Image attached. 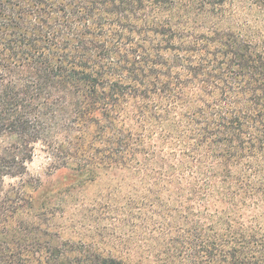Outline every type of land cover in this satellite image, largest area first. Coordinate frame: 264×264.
<instances>
[{
	"label": "trees",
	"instance_id": "obj_1",
	"mask_svg": "<svg viewBox=\"0 0 264 264\" xmlns=\"http://www.w3.org/2000/svg\"><path fill=\"white\" fill-rule=\"evenodd\" d=\"M38 145L145 190L159 264H264V0H0V264H125L15 252Z\"/></svg>",
	"mask_w": 264,
	"mask_h": 264
},
{
	"label": "rangeland",
	"instance_id": "obj_2",
	"mask_svg": "<svg viewBox=\"0 0 264 264\" xmlns=\"http://www.w3.org/2000/svg\"><path fill=\"white\" fill-rule=\"evenodd\" d=\"M54 167L44 147L38 145L26 164L23 181L5 179L6 185L25 186L37 200L25 211L28 217L38 218V225L33 226L37 229H27L34 243L15 252L55 254L50 248L57 247L70 254L73 246L71 254H106L125 264L160 263L165 256L161 254L164 225L156 218L157 211L147 205L150 195L145 190L131 191L127 182L120 186L107 177L84 182L71 171ZM170 208L180 209V204Z\"/></svg>",
	"mask_w": 264,
	"mask_h": 264
}]
</instances>
